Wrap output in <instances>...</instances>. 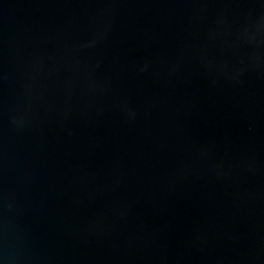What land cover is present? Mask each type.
Wrapping results in <instances>:
<instances>
[{"label":"water","instance_id":"obj_1","mask_svg":"<svg viewBox=\"0 0 264 264\" xmlns=\"http://www.w3.org/2000/svg\"><path fill=\"white\" fill-rule=\"evenodd\" d=\"M0 264H264V0H0Z\"/></svg>","mask_w":264,"mask_h":264}]
</instances>
